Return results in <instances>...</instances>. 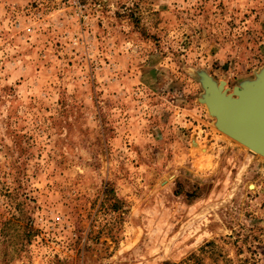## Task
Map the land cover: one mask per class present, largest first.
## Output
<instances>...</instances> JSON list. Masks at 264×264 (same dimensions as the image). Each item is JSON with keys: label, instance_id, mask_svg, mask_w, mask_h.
Listing matches in <instances>:
<instances>
[{"label": "rangeland", "instance_id": "374dc122", "mask_svg": "<svg viewBox=\"0 0 264 264\" xmlns=\"http://www.w3.org/2000/svg\"><path fill=\"white\" fill-rule=\"evenodd\" d=\"M263 65L264 0H0V264H264L199 76Z\"/></svg>", "mask_w": 264, "mask_h": 264}, {"label": "water", "instance_id": "95a60500", "mask_svg": "<svg viewBox=\"0 0 264 264\" xmlns=\"http://www.w3.org/2000/svg\"><path fill=\"white\" fill-rule=\"evenodd\" d=\"M199 76L204 88L200 101L215 118V126L264 158V65L232 89L204 70Z\"/></svg>", "mask_w": 264, "mask_h": 264}, {"label": "trees", "instance_id": "16d2710c", "mask_svg": "<svg viewBox=\"0 0 264 264\" xmlns=\"http://www.w3.org/2000/svg\"><path fill=\"white\" fill-rule=\"evenodd\" d=\"M197 257V256H196ZM197 264V263H196Z\"/></svg>", "mask_w": 264, "mask_h": 264}]
</instances>
